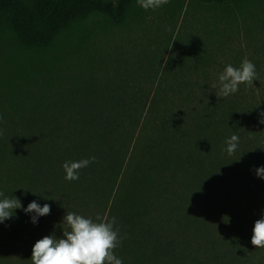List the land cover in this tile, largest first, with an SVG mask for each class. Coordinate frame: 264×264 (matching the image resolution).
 <instances>
[{
    "label": "trees",
    "instance_id": "16d2710c",
    "mask_svg": "<svg viewBox=\"0 0 264 264\" xmlns=\"http://www.w3.org/2000/svg\"><path fill=\"white\" fill-rule=\"evenodd\" d=\"M244 58L253 85L218 98ZM263 66L264 0H0V199L51 208L0 223L9 252L32 264L68 211L115 217L123 264H264Z\"/></svg>",
    "mask_w": 264,
    "mask_h": 264
},
{
    "label": "clouds",
    "instance_id": "9594fccd",
    "mask_svg": "<svg viewBox=\"0 0 264 264\" xmlns=\"http://www.w3.org/2000/svg\"><path fill=\"white\" fill-rule=\"evenodd\" d=\"M138 5L147 10L163 7L169 0H137ZM256 80L255 65L244 58L239 67L227 65L220 73L218 82L211 87L216 89L217 97L227 98L239 90L241 84L253 85ZM264 116V113H262ZM3 117L0 115V120ZM264 124V119L260 120ZM226 151L233 155L239 145V137L233 134L226 140ZM96 162V157L85 158L80 161H66L62 167L66 173L64 179L75 181L79 179L81 169ZM256 175L264 179V166L256 169ZM3 196V193H0ZM23 208L17 198L0 199V223L12 218L16 209ZM26 214H32V223H37L38 217L47 216L51 212L49 204L41 207L33 201L23 208ZM66 225V227H64ZM115 217L110 219L97 215L95 221L74 212H68L62 221L63 237L55 235L44 236L39 239L32 249V264H123L114 254V250L122 243ZM251 244L256 248H264V217L258 219L253 228Z\"/></svg>",
    "mask_w": 264,
    "mask_h": 264
},
{
    "label": "rangeland",
    "instance_id": "374dc122",
    "mask_svg": "<svg viewBox=\"0 0 264 264\" xmlns=\"http://www.w3.org/2000/svg\"><path fill=\"white\" fill-rule=\"evenodd\" d=\"M254 36L263 38L262 36L255 34ZM253 36V39L256 37ZM260 54V53H259ZM264 70V66H263ZM27 256L21 254V252L11 249L10 252L6 246V240L0 238V264H29L26 260Z\"/></svg>",
    "mask_w": 264,
    "mask_h": 264
}]
</instances>
